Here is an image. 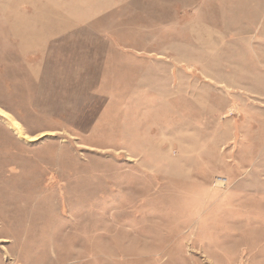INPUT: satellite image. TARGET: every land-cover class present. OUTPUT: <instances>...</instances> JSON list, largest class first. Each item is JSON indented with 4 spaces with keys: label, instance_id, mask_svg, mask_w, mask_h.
Wrapping results in <instances>:
<instances>
[{
    "label": "rangeland",
    "instance_id": "374dc122",
    "mask_svg": "<svg viewBox=\"0 0 264 264\" xmlns=\"http://www.w3.org/2000/svg\"><path fill=\"white\" fill-rule=\"evenodd\" d=\"M0 264H264V0H0Z\"/></svg>",
    "mask_w": 264,
    "mask_h": 264
}]
</instances>
